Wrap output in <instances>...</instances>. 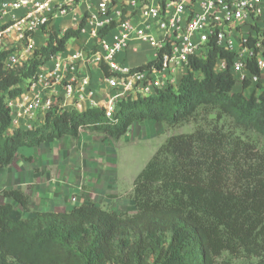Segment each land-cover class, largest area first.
I'll list each match as a JSON object with an SVG mask.
<instances>
[{
	"label": "trees",
	"instance_id": "16d2710c",
	"mask_svg": "<svg viewBox=\"0 0 264 264\" xmlns=\"http://www.w3.org/2000/svg\"><path fill=\"white\" fill-rule=\"evenodd\" d=\"M85 23L84 17L63 34L44 29L46 43L13 69L5 63L15 48L0 50V168L11 167L24 147L78 141L83 132L117 142L146 122L194 130L169 137L139 173L133 215L89 202L14 220V205H0V264H231L218 262L225 254L264 264V85L249 96L243 93L249 82L236 91L232 74L214 72L219 56L233 55L214 43L207 59L190 60L175 86L123 98L112 119L101 108L73 107L48 113L32 129L12 131L9 101L29 90L41 66L65 51ZM161 54L136 70L160 67ZM0 194L31 212L23 190Z\"/></svg>",
	"mask_w": 264,
	"mask_h": 264
},
{
	"label": "built area",
	"instance_id": "2783aa9c",
	"mask_svg": "<svg viewBox=\"0 0 264 264\" xmlns=\"http://www.w3.org/2000/svg\"><path fill=\"white\" fill-rule=\"evenodd\" d=\"M80 3L90 8L78 17L73 14ZM69 16L73 25L60 34L77 28L85 17L81 34L90 25L96 44L86 53L64 57L61 52L52 57L41 66L29 88L36 89L34 94L9 101L12 117L18 108L26 130L42 124L50 112L71 109L54 91L57 87L63 88L66 99L85 109L101 108L112 119L123 98L154 96L175 86L191 59L208 58L212 43L233 55L231 60L228 55L219 56L215 73L232 74L240 90L247 82L249 88L264 85V0H99L94 11L91 0H0V25L5 26L0 30V50L6 48V38L11 34L23 47L21 53L14 47L5 68L13 69L32 59L38 49L35 35L49 30L55 19ZM137 43L155 51L151 61L158 59L161 51L160 67L136 70L137 66L117 60ZM88 63H96L102 72L101 83L111 91L106 99L98 96L89 76L78 77L80 65ZM102 66L110 76L104 74Z\"/></svg>",
	"mask_w": 264,
	"mask_h": 264
},
{
	"label": "crops",
	"instance_id": "0c3cea01",
	"mask_svg": "<svg viewBox=\"0 0 264 264\" xmlns=\"http://www.w3.org/2000/svg\"><path fill=\"white\" fill-rule=\"evenodd\" d=\"M98 1L91 0L92 11L96 8ZM89 8L87 3H80L73 15L79 17ZM116 9H119L118 6ZM72 16L55 19L48 29L62 33L65 28L73 25ZM91 30V26L88 25L85 33L80 34L77 39L71 40L66 50L62 52L63 56H68L74 52L86 53L91 50L96 44V38ZM34 43L37 48L43 46L46 43V34L37 33L34 37ZM4 46L6 48L16 47L20 53L23 52V47L17 43L14 34L7 36ZM154 57L155 51L152 48L137 43L131 50L119 54L117 60L131 67H136L149 63ZM77 75L78 77L89 76L99 97L106 99L111 94V91L101 83L103 74L96 63L81 64ZM251 89L253 90V88L248 90L251 91ZM35 90L29 89L24 96H32ZM54 91L59 92V98H62L71 108L80 110L83 108L81 104L66 99L62 87H57ZM13 114L12 131L24 129L25 118L21 115L20 110L16 108ZM150 126L152 129L153 126ZM93 140V136L83 133L78 141L63 138L59 141H48L38 148H22L10 168H0V191L12 189L26 192L30 199L31 212L26 213L20 206H16L15 203L1 195L0 205L5 203L14 205L12 214L14 220L29 219L34 212L70 211L84 201L88 202V200L100 206L98 199L88 197L89 191H94L91 195L94 193L100 194V196L105 195L109 191L101 192L99 188L107 191V188L111 187L110 182H116L118 176H114L115 179L111 178L112 159L108 151ZM92 142L95 145L92 146ZM109 195L114 194L109 192ZM72 197L76 201L80 199V202L74 204L69 201Z\"/></svg>",
	"mask_w": 264,
	"mask_h": 264
},
{
	"label": "rangeland",
	"instance_id": "374dc122",
	"mask_svg": "<svg viewBox=\"0 0 264 264\" xmlns=\"http://www.w3.org/2000/svg\"><path fill=\"white\" fill-rule=\"evenodd\" d=\"M236 91L241 90L239 87H236ZM251 91L247 90L245 93H243L246 96H249ZM150 125L153 126L152 129H150ZM193 130L194 128L192 125H182L174 129H167L164 128L162 124L146 122L143 124H135L131 128L130 132L117 142L113 140H104L102 137L89 134L88 132H83L84 134L87 133L90 136H93V141L108 151L112 159L111 163L113 165L111 178H114L116 175L118 176L116 182H110L109 185H111V187L109 186L107 191L99 188L101 192L109 191L114 195H109V192L101 196L100 194L96 195L95 193L94 195H91V193L94 191H89L88 197L98 199L100 207L105 210L114 211L119 214L127 213L133 215L136 212L134 203L132 201L133 186L139 173L169 137L179 134H189L192 133ZM91 145L93 146L95 144L92 142ZM130 182L132 185L129 184ZM2 191H0V193ZM73 199L74 197L70 198L69 201L73 202L74 204L80 202V199L75 202ZM89 202L92 201H84L82 204ZM222 261L231 262V264H250L243 258H233L227 254L218 259V262Z\"/></svg>",
	"mask_w": 264,
	"mask_h": 264
}]
</instances>
